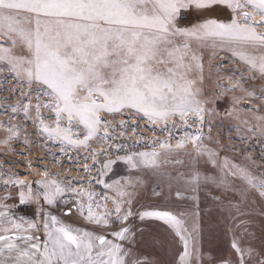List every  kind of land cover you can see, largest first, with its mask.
<instances>
[{
    "label": "rangeland",
    "instance_id": "374dc122",
    "mask_svg": "<svg viewBox=\"0 0 264 264\" xmlns=\"http://www.w3.org/2000/svg\"><path fill=\"white\" fill-rule=\"evenodd\" d=\"M255 88L262 0H0V235L23 210L32 231L129 237L151 264L186 238L185 264H264ZM150 205L173 219L127 232Z\"/></svg>",
    "mask_w": 264,
    "mask_h": 264
},
{
    "label": "flooded vegetation",
    "instance_id": "af4514ba",
    "mask_svg": "<svg viewBox=\"0 0 264 264\" xmlns=\"http://www.w3.org/2000/svg\"><path fill=\"white\" fill-rule=\"evenodd\" d=\"M255 89L262 91L259 88ZM258 96L260 97L258 102H253L254 100L250 99L242 100L243 103L251 104L255 106L256 109H258V107L260 108V106L262 109L261 111H257L258 114H255V120H253L255 123H250L246 126L242 125V128H246L243 129V133L246 132V136L253 133L255 138L254 141L262 148L264 146V108L262 107L264 106V91L259 93ZM246 109H249V107H246ZM247 131H249V134ZM216 142L215 140L214 143ZM233 146L237 145L233 144ZM226 149L230 150V147L227 146ZM115 173L116 170H113L112 175H115ZM101 176L100 174V178L97 181L100 185L101 181L103 184ZM214 177L216 176H213V178ZM147 200L154 201L151 197H147ZM136 201H138V198L135 196L134 201L131 202L134 204L137 203ZM171 212L172 211L167 210V208L157 205L146 206L143 211L137 209L130 215L129 224H131L130 226H132V229H127L126 231L135 233L134 223L138 219L147 220L148 217L151 216L173 219L170 215ZM24 214V211L21 210L19 215L11 220V229L0 235V264H113L114 260V264H116L117 255H120V257L126 256L127 259L132 260L133 263L130 264L152 263V258L147 252L144 253L140 251L139 254L138 249L140 243L136 240H134V242L131 241L129 237L126 243L128 248L124 251L120 250L118 247L120 245L119 242H115L114 240L116 238L118 240L119 233L116 235L109 234L111 236V242L107 241L110 236H95L96 233L95 231L91 232L92 229L85 228V230H82V235L84 236H79L77 232L66 227L63 222L57 221L59 222L58 224L53 219L50 220V218L47 220L48 226L46 229L32 231L34 230L33 224H30L32 230L24 225L31 217ZM124 226L127 227L128 224ZM181 236L183 238V233H181ZM184 239L185 237L183 240ZM186 240L179 242V245L182 246L180 249L181 256L179 259L175 258L173 264H185L186 260L189 262L190 257L187 256V246L186 249L183 247L185 242H187ZM106 244L108 248H105ZM102 246H104V248Z\"/></svg>",
    "mask_w": 264,
    "mask_h": 264
},
{
    "label": "built area",
    "instance_id": "2783aa9c",
    "mask_svg": "<svg viewBox=\"0 0 264 264\" xmlns=\"http://www.w3.org/2000/svg\"><path fill=\"white\" fill-rule=\"evenodd\" d=\"M181 18H186V15H184V14H183V15H181Z\"/></svg>",
    "mask_w": 264,
    "mask_h": 264
},
{
    "label": "bare ground",
    "instance_id": "6f19581e",
    "mask_svg": "<svg viewBox=\"0 0 264 264\" xmlns=\"http://www.w3.org/2000/svg\"><path fill=\"white\" fill-rule=\"evenodd\" d=\"M47 110H48V112L50 111V109H49V108H48Z\"/></svg>",
    "mask_w": 264,
    "mask_h": 264
}]
</instances>
